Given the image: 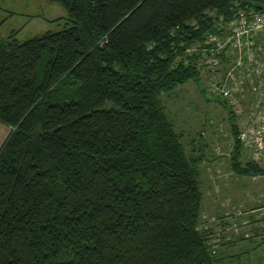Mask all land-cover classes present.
Returning a JSON list of instances; mask_svg holds the SVG:
<instances>
[{
    "label": "trees",
    "instance_id": "obj_1",
    "mask_svg": "<svg viewBox=\"0 0 264 264\" xmlns=\"http://www.w3.org/2000/svg\"><path fill=\"white\" fill-rule=\"evenodd\" d=\"M55 1L67 9L61 28L0 35V121L11 126L0 264H232L224 235L201 222L202 156L187 153L162 93L188 79L207 91L189 48L235 0ZM217 99L233 169L264 174L241 161L239 123Z\"/></svg>",
    "mask_w": 264,
    "mask_h": 264
},
{
    "label": "rangeland",
    "instance_id": "obj_2",
    "mask_svg": "<svg viewBox=\"0 0 264 264\" xmlns=\"http://www.w3.org/2000/svg\"><path fill=\"white\" fill-rule=\"evenodd\" d=\"M67 16L66 7L55 0H0V35L18 29L16 36L26 39L61 28ZM201 79L205 87V70ZM162 101L187 153L202 156V224L212 221L214 231L224 235L225 244L218 248L222 254L240 253L242 264H263L264 174H238L233 169L234 137L226 109L216 95L209 91L202 94L194 79L163 92ZM250 157V150L241 148V161Z\"/></svg>",
    "mask_w": 264,
    "mask_h": 264
},
{
    "label": "built area",
    "instance_id": "obj_3",
    "mask_svg": "<svg viewBox=\"0 0 264 264\" xmlns=\"http://www.w3.org/2000/svg\"><path fill=\"white\" fill-rule=\"evenodd\" d=\"M189 49L200 51L206 90L238 121L242 147L264 164V8L235 0L230 12L219 14L216 30Z\"/></svg>",
    "mask_w": 264,
    "mask_h": 264
},
{
    "label": "crops",
    "instance_id": "obj_4",
    "mask_svg": "<svg viewBox=\"0 0 264 264\" xmlns=\"http://www.w3.org/2000/svg\"><path fill=\"white\" fill-rule=\"evenodd\" d=\"M10 131H11V126H9V125H7V124H5V123H3V122L0 121V148H1L2 144L4 143L6 137L10 133ZM231 243L232 244H230V245H233V244H235L237 242H235V243L231 242ZM224 253H225L224 254L225 259L229 260L230 263H232V260H233V263H234V260H236L237 264H242L241 262L238 261V260H240V259H238L240 257V253H238V254H232V253H230V255H228L226 253V251H224ZM228 253H229V251H228ZM256 262H258V261H255L254 264H256ZM260 263H263L264 264L263 261H260Z\"/></svg>",
    "mask_w": 264,
    "mask_h": 264
}]
</instances>
